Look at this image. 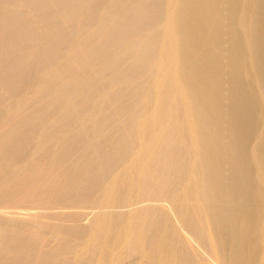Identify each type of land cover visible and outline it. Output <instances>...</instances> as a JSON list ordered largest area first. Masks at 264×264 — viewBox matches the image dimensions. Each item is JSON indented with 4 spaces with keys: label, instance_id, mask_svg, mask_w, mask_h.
<instances>
[{
    "label": "bare ground",
    "instance_id": "1",
    "mask_svg": "<svg viewBox=\"0 0 264 264\" xmlns=\"http://www.w3.org/2000/svg\"><path fill=\"white\" fill-rule=\"evenodd\" d=\"M0 264H264V0H0Z\"/></svg>",
    "mask_w": 264,
    "mask_h": 264
}]
</instances>
